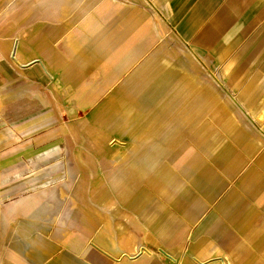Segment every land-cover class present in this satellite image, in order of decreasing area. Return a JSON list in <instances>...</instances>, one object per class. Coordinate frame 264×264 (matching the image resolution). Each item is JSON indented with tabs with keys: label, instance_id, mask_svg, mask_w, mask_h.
<instances>
[{
	"label": "rangeland",
	"instance_id": "obj_1",
	"mask_svg": "<svg viewBox=\"0 0 264 264\" xmlns=\"http://www.w3.org/2000/svg\"><path fill=\"white\" fill-rule=\"evenodd\" d=\"M132 2L142 11V18L131 22L128 17L121 20L114 14L113 19H107L103 30L106 32L109 29L112 44L101 55L93 56L96 51L94 36L74 45V40L79 39L70 31L79 20H74L71 14L67 16L65 10L33 15L29 7L36 0H0V131L7 132L11 127L16 132L13 131L10 140L0 142V166L7 163L25 167L22 176H12L0 181V204L5 206L18 199L21 192L27 195L31 189L46 182L49 176L55 180H59L62 175L67 176L69 163L73 170V174L69 176L74 175L76 180L74 179L73 192L71 184L65 188L64 202H67L71 209L70 215L74 216L78 224L85 217L95 218L93 232L103 235L102 241L109 245V254L118 257L122 250L134 252L137 244L144 246L142 242L145 235L154 231L144 229L142 221L152 216L150 225L156 229L170 213L172 222L168 227L175 232L166 233L165 236L170 241L180 240L175 243L182 255L178 264H199L197 259H189L190 253L199 255L205 251H214L215 257L218 254L213 249H220L215 236L212 237L202 225L188 221L185 216L187 209L200 196L201 190L189 179H184L181 187L161 192L160 188L171 179H162L156 171L164 167V171L179 173L180 166L197 156L199 165L208 166L213 171L208 184L211 185L220 178L225 182L223 188L216 187L218 199L230 193L240 198L233 212L241 204L251 201L249 194L253 186L245 183L246 174L255 171L258 183L264 180V68L242 67L239 59L228 61L227 64L223 53L214 51L206 54L192 49L175 28L176 18L182 15L183 7L177 0ZM153 18L159 23V34L155 37L145 32L146 24L152 22ZM68 33L72 35L70 41L66 38ZM40 39L46 42L43 55L47 60L44 67L54 74V78L45 82L39 78H29L21 65L31 56L29 44L33 43L35 46ZM16 41L21 45L20 58H13L11 54ZM130 47L137 48V54L125 60L122 66L115 69L106 62L114 51L120 49L116 54L117 58L120 52L123 53L124 49ZM162 59H166L168 64L161 70V78L195 79L215 92L217 100L210 103L199 102L200 96L187 91L188 82L182 84L178 79L173 80L170 83L173 88L171 94L174 95L172 100L191 101L188 107L196 113L197 120H179L178 115L183 114L174 113L156 131L140 128L133 135L124 128L129 119L133 120L124 111L127 102H122L123 109H114L109 107L108 100L122 89L131 98H136L139 104L155 103V96L161 86L149 83L151 78L157 76L142 73L137 75L139 71L135 72L145 66V60L151 61L148 66H155ZM250 71H258V75H250ZM5 88L7 91H4ZM228 94L236 98L237 105L227 99ZM222 102L227 104L228 109L246 112V120L253 126L250 138L258 141L262 151L252 154L247 150L250 139L238 141L232 138L233 128L228 125L227 113L219 107ZM42 116H48L47 119L52 122L41 128L39 124L44 120H39L33 127H21L33 118ZM64 128L66 131L63 133L61 130ZM49 129H55L56 133L47 134ZM171 132L179 134L173 142L168 137ZM210 135H214V141L223 137L221 144L229 148L227 156L210 157L201 147L203 137ZM29 139H32V145ZM57 139H61L62 146L58 149L64 152L62 156L66 161L59 162L50 169L47 166L51 164L46 165L42 161H36L35 165L29 164V169L27 163H22L33 155L43 153L40 150L47 147L46 144L41 146L43 143ZM237 158L241 160L237 161ZM33 173L35 175H31ZM109 173L113 177L125 173L129 179L131 189L125 201L120 202L113 196L112 188L108 185V181L112 184V178L107 180L104 176ZM155 176L161 180L159 187L151 185L150 178ZM104 183L107 185L106 191L111 194L106 201ZM205 187H208L207 183ZM76 194H79L77 206L72 203V196ZM102 202L111 210L118 211L117 208L123 206L125 211H118L117 218L111 220L106 211L102 210L103 213L99 214L100 209L94 206ZM82 203H89V210ZM134 203L138 208L133 211L129 207ZM213 206L209 203V212L213 210ZM148 207L155 210H148ZM245 212L251 213L248 210ZM219 215L221 226L218 234L223 237L226 228L236 232V243L229 249L232 264H239L244 259L251 264H264V250L259 251L251 244L250 236L243 237V228V232L235 229L228 220L230 215L224 216L222 212ZM262 215L264 212L261 211L251 216L261 223ZM12 217L15 222L18 218L23 219L22 216ZM74 226L82 239L70 244L71 246L56 238V230L59 229L56 224H47L44 232L60 246V250H74L75 246L84 251L91 245V233ZM72 227L62 230L63 236L70 234L72 230H68ZM165 227L160 226L163 229ZM7 239L8 236L5 235L2 242H7ZM113 241L119 248L113 245ZM237 243L249 249L248 253L251 251L252 255H236L239 246ZM149 249L150 252L153 251ZM184 250L189 254H184ZM204 260L209 264L211 259Z\"/></svg>",
	"mask_w": 264,
	"mask_h": 264
},
{
	"label": "crops",
	"instance_id": "obj_2",
	"mask_svg": "<svg viewBox=\"0 0 264 264\" xmlns=\"http://www.w3.org/2000/svg\"><path fill=\"white\" fill-rule=\"evenodd\" d=\"M132 1L36 0V3L30 5L29 10L33 12V15L39 13L45 14L52 10H58L59 12L65 10L67 16L71 14L70 16L74 20H79L78 24L70 31L75 37L78 36L79 39L76 41L73 39L74 45L78 43V41H84L89 39L90 36H94L93 45L96 46V51L93 56H99L105 48L110 47V44H112L109 29L106 32L103 30L106 28L104 24L107 19H113L114 14H116V17L119 16L121 20L128 17L131 22H135L142 18V11L138 5ZM177 1L180 5L182 4L183 7L182 15H178L176 18L175 28L179 35L191 45L192 49L206 54L214 51L223 53L226 57L224 59L226 60L225 63L228 61L234 62L236 59H239L241 61L239 65L242 67L264 68V0ZM8 10L9 8L5 12ZM127 11L129 13H127ZM145 32L147 35L155 37L159 34V23L153 18L152 22L146 24ZM71 36L72 35L69 34L66 38H69L68 40L70 41ZM29 48L31 50V56L28 57L25 63L21 64L24 67L25 74L29 78H39L43 82L50 78H54L53 72L44 67V62L47 60L43 55L46 48L45 40L40 39L35 46L31 43L29 44ZM118 51H120V49L114 51L106 59V62L115 69L122 66L125 60L137 54V48L130 47L127 50L124 49L123 53L120 52L118 54L119 57L116 58ZM11 54L13 58H20L21 56V45H19L17 41L12 47ZM50 56L52 57L53 53H51ZM149 62L151 61L145 60V66H148L147 64ZM167 64L166 59H162L160 63L155 66L140 67L135 72L137 73L139 71L137 75H141L142 73L146 76H157L156 78H151V82L149 83L157 85L158 87L161 86L158 94L155 96V103H151L150 105L143 103L139 104L136 98H131L128 96V92L126 91V93L125 90L122 89L108 100L109 107L114 109H123L122 102H127V107L124 111L127 112L129 117H133L132 121L129 119L127 127H124L126 130H129V133L135 135L140 128L156 131L159 129V126L164 123L165 120L168 121L170 119L169 117L174 113L175 115H177V113L183 114L178 115L179 120H197L196 113L192 112L190 107H188L191 101L172 100L174 95L171 94L173 88L170 87V83L173 80L178 79L182 84L188 82L189 87H186L187 91L196 93L195 95L200 96L199 102L210 103L217 100L215 92L209 90L195 79L161 78V70L165 68ZM253 73L256 76L258 75V71L249 72L250 75ZM4 91H7V89L5 88ZM227 99H230L234 105H237L236 98H233L231 94L227 95ZM219 107L222 111L227 113L228 125L233 128L231 134L232 138L238 141L250 139L247 150L253 152L252 154L262 151L263 148L258 141L254 138H250L253 133V126L247 122L246 112L241 109H228L227 104L224 102H222ZM47 117L48 116L35 117L21 127H33L39 120H44V122L39 124L41 125L39 128L46 127L52 122L51 119H47ZM126 119L128 120L127 117ZM13 131L14 129L11 127L7 129V132L0 131L2 133H0V142L10 140L13 136ZM48 131L50 132H47V134L55 132V129H49ZM65 131V128L61 130L63 133ZM178 135L179 134L176 135V133L173 134L171 132L168 137L170 141L173 142L175 141V136L178 137ZM213 137L214 135H210L209 137L204 136L202 140L200 138L201 147L206 150L210 157L217 158L227 156L229 154V148L227 149L225 145L221 144L223 137L221 136L215 141ZM28 141H30V145H32V139ZM45 144L47 146L46 148L50 146H62L61 139L47 141L41 146ZM53 150L54 149L51 148L50 151ZM63 158L64 156L62 155L56 156L53 154L42 158H39L38 155H33L27 162L24 160L22 163H30L31 160L35 162L42 161L43 163L44 161H51V165L47 166V168L50 169L57 163L66 161V159ZM240 160L241 159L237 158V161ZM199 161L198 157L194 156L190 162L180 166V171L176 174L164 171V167L160 168L162 172L160 169L156 171L157 175L161 176L162 179H171L168 184L160 188L161 192H165L166 190L170 192L181 187L184 179H189L201 190L200 196L193 202L192 206L187 209L185 216L188 221L202 225V227L209 232L212 237L215 236V239L219 242L220 249H213L218 254L215 257L213 256L214 251H205L202 254L194 255L184 250V254H189V259H197L199 264H207L208 262L204 259H211L209 264H232L230 259L231 252L229 249L236 243V232L233 229L226 228L222 234L223 237L218 234V229L221 226L219 212H222L224 216L230 215L231 218L228 220L233 224L235 229L241 230V228H243L245 230V232H243V229L241 230V232H243V237L248 238L250 236V243L255 245L259 251L260 249L264 250V215L261 217V223H258L257 220L253 219L251 216L253 213L264 212V180L258 183L254 173L255 171H250L249 174H246L247 179L245 183L253 186L249 194V199L251 201L241 204L236 211L233 212L235 204L240 198L230 193L218 199L216 197V187L223 188L225 182L220 178L216 182H212L211 185L208 184V180L213 176V171L208 166L199 165ZM18 167H16V165L3 163L0 166V181L10 179L12 177V170ZM112 173L108 175L105 174L104 176L107 180L112 178V184L108 181V185L112 188V194L117 197L120 202H123L126 200L129 190L131 189L129 179L126 178L127 176L125 173L115 175L114 177ZM7 174L8 178L6 176ZM62 174H64L63 171ZM31 175H35V173ZM69 175L68 172L67 176L62 175L56 184L49 187L46 191L39 192V189L33 188L27 195L21 192L18 199L12 200L5 206L0 204V264H178L180 262L179 259L182 258V255L175 246V243L180 242V240L170 241L169 239L167 240L165 236L166 233H172L174 231V229L171 230V227H168L170 226L169 223L172 222V215H170V213L163 219L160 225L166 226L165 229L160 228V226L154 229L150 225L152 216L142 221L144 229L155 232H149L145 235L144 241L142 242L144 246H141L140 243L137 244L134 252L122 250V254L118 257L109 254L107 252L109 245L102 241L103 235L101 234L102 236H99V233L96 234L93 232L95 218L91 216L85 217V219L83 218L80 221L81 224H78L74 216L70 215L71 209L67 206V202H64V190L71 184L73 192L76 177H74V175L70 177ZM144 178H147V176L144 175ZM150 179L152 186L159 187L161 180L156 179V176ZM206 183L208 187H205ZM103 187L106 201L111 194L106 191L107 185L105 183ZM77 195L79 194L72 196V203L76 206L78 205V203H76L78 199ZM104 202L98 203V205H94L95 203L91 204L96 206L98 210L100 209L99 212L97 211L99 214L103 213L102 210L106 211V214H109L111 220L117 218L119 215L118 211L122 212L124 210L123 206L117 208L118 211L111 210L107 208ZM209 203L214 205L213 210L210 212L208 211ZM82 205L88 209L89 203H82ZM129 208L134 211L137 210L138 205L134 203ZM151 209L152 207H148V210ZM246 210L251 211V213L245 212ZM154 213H156V211L151 214L153 215ZM13 215H15V217L22 216L23 219L18 218L15 222V219L12 217ZM50 223L52 225L56 224L58 226L57 228H59L56 230V238H60L69 246L82 239V236L78 232L79 230L76 229L74 225L84 229L86 232H90V247L84 251L76 249L75 246H73L74 250H60V246L55 243V241H52L51 237L45 235L44 230L46 225ZM71 226H73L72 229L68 230L69 232L72 230L71 233L63 236L64 232L62 230H66ZM161 230H164V232L162 233ZM5 235L8 236L7 242H2ZM217 236H219V239H217ZM237 244H239V246L235 252L236 255L240 254L241 256V254H248L249 257L252 255V252L250 251L248 253L249 249L243 248L241 243ZM113 245L119 248L115 241H113ZM149 248L153 249V251L151 250L150 252ZM150 253H152L153 256ZM221 253H224V256H221ZM239 264L251 263L244 259L240 261Z\"/></svg>",
	"mask_w": 264,
	"mask_h": 264
},
{
	"label": "bare ground",
	"instance_id": "obj_3",
	"mask_svg": "<svg viewBox=\"0 0 264 264\" xmlns=\"http://www.w3.org/2000/svg\"><path fill=\"white\" fill-rule=\"evenodd\" d=\"M50 147H49V149L48 148H43L42 150H40V151H44V152L43 153H40V154H37L39 156V158L49 156L50 154H53V155H56V156L63 155L64 152L63 151H59V149H58L59 147L52 146L51 148L54 149L53 151H50L51 150ZM35 163L36 162L34 160H31L30 163H27V168L29 169V166H30L29 164L35 165ZM50 163H51V161H44V164H50ZM67 165H68V171H69L68 173L71 175V173H72L71 166H70V164H67ZM24 171H25V167L24 166H20V167H18L16 169H13L11 174H12V176H22V174H23ZM6 176L8 178V174ZM46 180H47L46 182H44V183L40 184L39 186L35 187V188L39 189V192L40 191L41 192L42 191H46L47 189H49V187L54 186L56 184V182L58 181V180L53 179L52 176L47 177Z\"/></svg>",
	"mask_w": 264,
	"mask_h": 264
}]
</instances>
